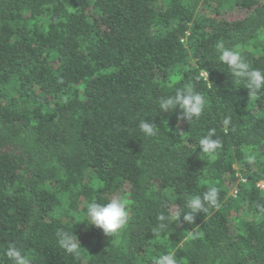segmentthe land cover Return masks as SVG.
Masks as SVG:
<instances>
[{
  "label": "trees",
  "instance_id": "16d2710c",
  "mask_svg": "<svg viewBox=\"0 0 264 264\" xmlns=\"http://www.w3.org/2000/svg\"><path fill=\"white\" fill-rule=\"evenodd\" d=\"M234 8L240 19L221 15ZM219 41L264 71V0H0V264L13 243L31 264H154L172 251L177 264H264V89L234 80ZM189 85L206 98L199 119L161 111ZM210 130L214 157L199 145ZM209 186L220 206L188 223L186 201ZM113 198L129 218L110 236L86 211Z\"/></svg>",
  "mask_w": 264,
  "mask_h": 264
},
{
  "label": "clouds",
  "instance_id": "9594fccd",
  "mask_svg": "<svg viewBox=\"0 0 264 264\" xmlns=\"http://www.w3.org/2000/svg\"><path fill=\"white\" fill-rule=\"evenodd\" d=\"M215 50L220 62L228 66L230 75L236 82H244L249 95H254L264 89V71L252 68L245 61L241 52L237 48L226 47L223 41L215 45ZM206 105V98L196 92L190 85L179 88L174 95L159 98L158 106L162 112H173L180 110L182 118L188 122L194 118L199 119ZM140 130L148 137L157 135L158 126L149 123L144 119L140 122ZM214 130H210L208 135L199 140L201 152L209 157H214L221 147L219 138L213 139ZM219 205V189L216 186H209L202 195L191 196L185 203L186 211L184 220L188 223L194 222L196 214L200 211L206 212L207 207ZM127 201L120 198H113L105 204L91 202L87 206V225H94L103 230L106 235H117L128 223ZM164 214L157 216V226L154 229L156 234L163 233L167 229ZM57 244L70 254H79L81 244L76 235L66 230H58L56 233ZM6 256L11 264H31L23 250L13 243L6 249ZM154 264H177L175 252L162 254L154 260Z\"/></svg>",
  "mask_w": 264,
  "mask_h": 264
},
{
  "label": "rangeland",
  "instance_id": "374dc122",
  "mask_svg": "<svg viewBox=\"0 0 264 264\" xmlns=\"http://www.w3.org/2000/svg\"><path fill=\"white\" fill-rule=\"evenodd\" d=\"M242 14H243L242 11L240 13V11H239L238 8H234V9H232V11H227V13H222L221 15L223 17H225L228 21H232V20L240 19L242 17ZM230 196H231L232 199H234V197L232 196V194H230Z\"/></svg>",
  "mask_w": 264,
  "mask_h": 264
},
{
  "label": "built area",
  "instance_id": "2783aa9c",
  "mask_svg": "<svg viewBox=\"0 0 264 264\" xmlns=\"http://www.w3.org/2000/svg\"><path fill=\"white\" fill-rule=\"evenodd\" d=\"M201 76L204 77V78H207V75L205 73H202ZM256 187L259 188V189H261V190H264V181L258 182L256 184ZM232 196L234 198H236V196H237V191L235 189L232 191Z\"/></svg>",
  "mask_w": 264,
  "mask_h": 264
}]
</instances>
